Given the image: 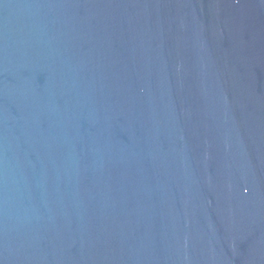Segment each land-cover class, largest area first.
<instances>
[{
	"label": "water",
	"instance_id": "95a60500",
	"mask_svg": "<svg viewBox=\"0 0 264 264\" xmlns=\"http://www.w3.org/2000/svg\"><path fill=\"white\" fill-rule=\"evenodd\" d=\"M0 264H264V0H0Z\"/></svg>",
	"mask_w": 264,
	"mask_h": 264
}]
</instances>
